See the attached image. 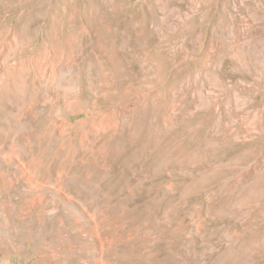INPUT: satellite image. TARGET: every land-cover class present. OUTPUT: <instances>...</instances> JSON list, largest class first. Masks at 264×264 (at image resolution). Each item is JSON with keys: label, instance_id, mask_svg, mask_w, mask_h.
I'll use <instances>...</instances> for the list:
<instances>
[{"label": "rangeland", "instance_id": "374dc122", "mask_svg": "<svg viewBox=\"0 0 264 264\" xmlns=\"http://www.w3.org/2000/svg\"><path fill=\"white\" fill-rule=\"evenodd\" d=\"M0 264H264V0H0Z\"/></svg>", "mask_w": 264, "mask_h": 264}]
</instances>
